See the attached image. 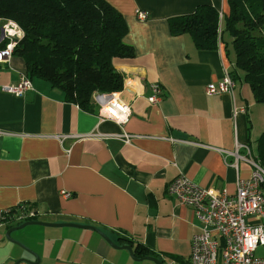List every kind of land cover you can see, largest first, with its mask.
Returning a JSON list of instances; mask_svg holds the SVG:
<instances>
[{
    "label": "crops",
    "instance_id": "obj_1",
    "mask_svg": "<svg viewBox=\"0 0 264 264\" xmlns=\"http://www.w3.org/2000/svg\"><path fill=\"white\" fill-rule=\"evenodd\" d=\"M106 1L123 16L124 43L134 52L113 61L124 77L117 93L130 105L128 122H99L93 102L84 110L36 78L32 90L15 97L3 88L26 75L25 64L17 56L0 64V211L24 205L35 221L92 226L117 246L134 252L140 245L161 264H190L199 222L167 185L183 175L199 188L234 194L236 177L251 172L235 158L245 154L236 145L257 156L264 107L241 81L232 95H206L208 84L233 69L232 55L225 57L223 45L198 50L188 34L171 33L170 18L204 4L224 13V0ZM137 12L148 18L139 20ZM151 83L163 91L156 104L147 101ZM121 134L128 143L111 137ZM61 135L68 138L59 142ZM15 226H0V264H155L114 249L89 229L30 226L22 240L11 232L34 256L5 238Z\"/></svg>",
    "mask_w": 264,
    "mask_h": 264
},
{
    "label": "trees",
    "instance_id": "obj_2",
    "mask_svg": "<svg viewBox=\"0 0 264 264\" xmlns=\"http://www.w3.org/2000/svg\"><path fill=\"white\" fill-rule=\"evenodd\" d=\"M224 2V13L204 4L170 18L171 33L188 34L198 50L223 45L225 57H233V81L244 83L255 103L264 105V0ZM5 20L23 32L12 55L23 60L30 80L47 82L84 110L91 108L94 93L122 90L124 77L113 61L131 59L134 52L124 43L128 30L123 16L106 0H0V27ZM223 31L231 38L230 47ZM256 153L263 167L264 131ZM134 254L149 255L140 245Z\"/></svg>",
    "mask_w": 264,
    "mask_h": 264
},
{
    "label": "built area",
    "instance_id": "obj_3",
    "mask_svg": "<svg viewBox=\"0 0 264 264\" xmlns=\"http://www.w3.org/2000/svg\"><path fill=\"white\" fill-rule=\"evenodd\" d=\"M136 16L141 21L148 18L145 12H137ZM15 26L18 25L13 21L5 20L0 27V64L13 56L14 47L9 50V45L15 46L21 39L18 31L22 30ZM9 31H16L17 34L9 35ZM148 88L150 95L147 101L156 104L161 100L162 88L156 83H151ZM233 88L234 81L225 70L216 85L208 84L205 87V94L232 95ZM32 89L31 80L27 75H22L17 84L4 87L3 91L22 97ZM92 102L97 107L99 122L108 120L120 127L128 122L130 105L120 98L119 93H94ZM111 137L124 143L130 140L125 134ZM66 138L68 136L56 137L59 142ZM240 148L245 154L238 156L235 153V158L246 162L251 167V172L247 179L236 177L234 194L230 195L224 190L199 188L183 175L177 176L167 185V194L180 204L190 207L199 222V231L191 239L190 264H264V169L257 157L251 155L247 145L237 144L236 152ZM230 166L236 170L235 161ZM62 194L69 196V193ZM34 218L36 214L21 205L0 211V226L8 223L21 224ZM259 248L261 254L257 256Z\"/></svg>",
    "mask_w": 264,
    "mask_h": 264
},
{
    "label": "water",
    "instance_id": "obj_4",
    "mask_svg": "<svg viewBox=\"0 0 264 264\" xmlns=\"http://www.w3.org/2000/svg\"><path fill=\"white\" fill-rule=\"evenodd\" d=\"M27 226H42V227H73V228H81V229H89V230H93L94 232H96L97 234H99L103 240L111 247H113L114 249H120V250H126L129 255L133 258H134V252L133 250L131 249V247L127 244H123V245H115L111 240H109L103 233H101L99 230H97L96 228L92 227V226H84V225H77V224H51V223H44V222H40V221H28V222H25V223H22L18 226H15V227H12L10 228L9 230L6 231L5 233V238L7 239V241L17 245V246H20L19 243L13 241L11 238H10V235H11V232H14V231H18V230H21ZM26 250V249H25ZM26 252L28 253H31L29 250H26ZM32 255H34L33 253H31ZM35 256V255H34ZM143 260H147V261H151L155 264H161V262L154 258V257H151V256H146V257H143L141 258ZM23 262L25 263H28V264H37V261L36 263H33V262H30L26 259H23L22 260ZM15 264H19V261L15 262Z\"/></svg>",
    "mask_w": 264,
    "mask_h": 264
},
{
    "label": "rangeland",
    "instance_id": "obj_5",
    "mask_svg": "<svg viewBox=\"0 0 264 264\" xmlns=\"http://www.w3.org/2000/svg\"><path fill=\"white\" fill-rule=\"evenodd\" d=\"M223 30H224V29H223ZM223 32H224L223 39H224L225 43H227V46L230 47V46H231V38H230V36H229L225 31H223ZM263 107H264V105H263ZM263 109H264V108H263ZM262 123L264 124V120L262 121ZM257 139H258V138H257ZM263 169H264V163H263ZM5 225H6V224H5ZM27 227H30V226H27ZM27 227H25V228L27 229ZM23 230H24V228L15 232L16 235H18V236H21V235H22L21 238H20L19 240H22V238H23V239H27V235H26L25 233H23ZM10 238H11L13 241L19 243L20 246H18V247L22 248L23 250H25V249L28 250L27 248H25V247L23 246V244L21 243V241L16 240V239L13 238L11 235H10ZM26 250H25V251H26ZM218 252H219V251H218ZM260 254H261V249L259 248V249L257 250V252H256V255L258 256V255H260Z\"/></svg>",
    "mask_w": 264,
    "mask_h": 264
},
{
    "label": "clouds",
    "instance_id": "obj_6",
    "mask_svg": "<svg viewBox=\"0 0 264 264\" xmlns=\"http://www.w3.org/2000/svg\"><path fill=\"white\" fill-rule=\"evenodd\" d=\"M15 27L18 29V26H15ZM15 34H17L16 31H9V35H15ZM18 34L20 35L21 38H23V32L22 31H18ZM12 47H14V45H9V50H11Z\"/></svg>",
    "mask_w": 264,
    "mask_h": 264
},
{
    "label": "bare ground",
    "instance_id": "obj_7",
    "mask_svg": "<svg viewBox=\"0 0 264 264\" xmlns=\"http://www.w3.org/2000/svg\"><path fill=\"white\" fill-rule=\"evenodd\" d=\"M247 179V178H246Z\"/></svg>",
    "mask_w": 264,
    "mask_h": 264
}]
</instances>
